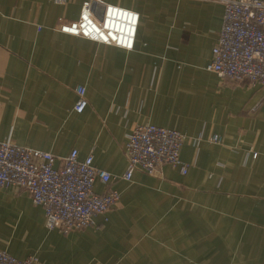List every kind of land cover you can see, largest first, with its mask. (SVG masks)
Here are the masks:
<instances>
[{
    "label": "crops",
    "instance_id": "obj_1",
    "mask_svg": "<svg viewBox=\"0 0 264 264\" xmlns=\"http://www.w3.org/2000/svg\"><path fill=\"white\" fill-rule=\"evenodd\" d=\"M85 1L0 0V140L56 156L76 149L120 176L128 134L154 124L186 136L187 172L165 164L158 175L113 180L114 208L67 234L46 228L25 189L0 187V251L35 264H264V85L206 69L222 5L100 0L138 13L127 50L57 29Z\"/></svg>",
    "mask_w": 264,
    "mask_h": 264
},
{
    "label": "built area",
    "instance_id": "obj_2",
    "mask_svg": "<svg viewBox=\"0 0 264 264\" xmlns=\"http://www.w3.org/2000/svg\"><path fill=\"white\" fill-rule=\"evenodd\" d=\"M204 1L217 2L223 7L222 25L206 69L222 80L264 85V0ZM97 5L100 13L96 12ZM138 21L135 11L100 0H86L78 19H60L57 29L132 50ZM75 91L77 99L73 110L80 113L87 105L85 88L78 86ZM202 138L198 134L193 142L199 143ZM185 139L186 136L175 129L154 124L136 126L127 136V167L120 176L96 167L91 154L79 159L76 149L65 156H56L0 140V187L11 184L25 189L33 203L44 209L46 228L67 234L91 225L96 215L114 208L120 194L110 187L113 180H130L135 170L158 175L165 164L185 174L188 165L180 159ZM208 141L220 143L221 137L212 134ZM96 180L106 185L102 193L94 190ZM36 260L35 256L19 259L0 251V264H35Z\"/></svg>",
    "mask_w": 264,
    "mask_h": 264
}]
</instances>
